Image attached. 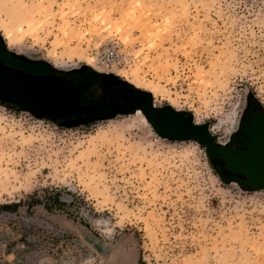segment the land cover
<instances>
[{
	"label": "rangeland",
	"instance_id": "374dc122",
	"mask_svg": "<svg viewBox=\"0 0 264 264\" xmlns=\"http://www.w3.org/2000/svg\"><path fill=\"white\" fill-rule=\"evenodd\" d=\"M0 40L25 70L89 68L221 143L249 99L264 109V0H0ZM60 121L0 103V264H264V187L140 113Z\"/></svg>",
	"mask_w": 264,
	"mask_h": 264
},
{
	"label": "water",
	"instance_id": "95a60500",
	"mask_svg": "<svg viewBox=\"0 0 264 264\" xmlns=\"http://www.w3.org/2000/svg\"><path fill=\"white\" fill-rule=\"evenodd\" d=\"M50 85H54L52 90L49 89ZM58 88L63 91L66 89L71 97V103L64 108L59 106L62 95ZM117 94L112 95L113 99L116 100ZM141 98V103L125 104L122 113H133L140 108L147 122L160 137L168 140H195L205 147L209 158L221 156L227 162L228 169L242 171L249 176L248 183L262 184L264 187L263 139L258 138L250 142L249 148L243 152L231 150L213 141L208 125L193 123L191 115L183 117L182 112L169 107L155 106L149 97ZM106 99L108 97L104 93L98 103L82 104L78 90L66 78L50 73L34 74L11 67L0 57V103L14 104L17 110L28 111L38 119L52 122L61 120L59 124H69L68 126L85 124L95 119H109L119 114L118 111L107 113L96 111V107ZM223 180L230 182L234 179Z\"/></svg>",
	"mask_w": 264,
	"mask_h": 264
},
{
	"label": "flooded vegetation",
	"instance_id": "af4514ba",
	"mask_svg": "<svg viewBox=\"0 0 264 264\" xmlns=\"http://www.w3.org/2000/svg\"><path fill=\"white\" fill-rule=\"evenodd\" d=\"M1 59L5 61L9 66L21 68L27 62L21 60L20 58L15 57L11 53H8L7 56L3 55V52L0 53ZM8 57V58H7ZM26 66V65H25ZM101 81V91L98 94L89 93L88 100H85L81 94V103L82 104H96L99 102L103 94L106 92L108 88L117 90L118 93L124 96H143V94L126 84L125 82H114L109 77L102 75L100 78ZM118 103L122 102V98L118 97ZM155 105V104H154ZM96 111L99 113H107L111 111V106L109 105V99H106L100 105L96 107ZM81 116V115H79ZM188 116L186 113L183 114V117ZM251 121V122H250ZM250 122V127L249 126ZM193 123H196L193 120ZM257 138L264 140V109L259 104V102L253 98L249 99L245 109L241 113L235 128L230 133V136L226 142L221 143L222 141L216 140L213 136V141L219 143L220 145H224L231 150H236L239 152H243L247 150L250 146V142ZM210 163L212 167L218 172V174L224 179H235L241 185L247 188H260L263 187L262 184H254L248 183L247 180L249 176L242 171H232L227 168V162L221 156H212L210 159Z\"/></svg>",
	"mask_w": 264,
	"mask_h": 264
},
{
	"label": "trees",
	"instance_id": "16d2710c",
	"mask_svg": "<svg viewBox=\"0 0 264 264\" xmlns=\"http://www.w3.org/2000/svg\"><path fill=\"white\" fill-rule=\"evenodd\" d=\"M1 52H3V55H6V56H7L8 53H10L9 50H7L5 45L0 40V53ZM3 62L5 64H7L5 61H3ZM40 65H43V64L42 63L40 64L39 62H36V63H34L32 65V66H34L33 68L29 69V68L26 67L27 68L26 71L32 72L34 74H44V73L57 74V75H60V76H62L64 78H66L78 90L79 95H80V102H81V94H82V97L85 100L89 101V99L87 97V96H89V93H94V94L97 95L98 92L101 91V81H100L99 78L103 74H101L99 72L92 71L89 68H84V69H82L80 71H74V72H63V71L54 70L53 68H44V67H41ZM19 69H21V68H19ZM23 70H25V69H23ZM1 104L3 106H5V107H10L11 106L12 108L17 109L16 105H14V104L10 105V103H6V102L5 103H1ZM89 122H87V123H89ZM34 201L37 202V203L40 202L39 199H35ZM48 201L49 202H47L46 204L49 207H50V205H52V206L63 205V203L60 200V194L59 193H55L53 196H51V198ZM15 205L16 204H2L1 208L4 209V210H12L15 207Z\"/></svg>",
	"mask_w": 264,
	"mask_h": 264
},
{
	"label": "bare ground",
	"instance_id": "6f19581e",
	"mask_svg": "<svg viewBox=\"0 0 264 264\" xmlns=\"http://www.w3.org/2000/svg\"><path fill=\"white\" fill-rule=\"evenodd\" d=\"M54 87V85H50L49 86V89H51L52 90V88ZM58 91H59V93H61V95H62V97H61V101H60V107H66V106H68V104L69 103H71V97H70V95L69 94H67V91H66V89H64V91L61 89V88H58ZM106 95H107V97H108V99H109V105L111 106V111L112 112H114V111H118V113L119 114H123L122 112H124L123 110L124 109H122V107L123 106H125V104H128V105H130V104H132V103H141V101H142V96H134V97H130V96H124V95H122V94H119L118 92H117V90H114V89H111V88H108L107 90H106ZM116 93H118L117 94V98L118 97H121L122 98V102L121 103H118V101H117V98H116V100L115 99H113V94H116ZM73 101V100H72ZM26 112H28V111H26ZM28 113H30V112H28ZM134 113H140V114H142L143 116H144V114H143V112H142V110L139 108V109H137L135 112H133V113H128V114H134ZM31 114V113H30ZM32 115V114H31ZM33 116V115H32ZM81 116H83V115H81ZM91 117H93V115H90ZM36 118V117H35ZM144 118H145V116H144ZM38 119V118H37ZM146 120V119H145ZM147 121V120H146ZM251 122V121H250ZM250 122H249V126L248 127H250ZM196 124H198V123H196ZM151 126V125H150ZM153 129V128H152ZM258 139V138H257ZM255 140L253 139L252 141H251V143L252 142H254Z\"/></svg>",
	"mask_w": 264,
	"mask_h": 264
}]
</instances>
